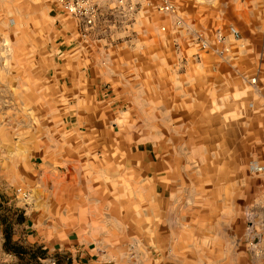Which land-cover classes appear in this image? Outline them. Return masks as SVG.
Returning <instances> with one entry per match:
<instances>
[{
	"label": "rangeland",
	"instance_id": "374dc122",
	"mask_svg": "<svg viewBox=\"0 0 264 264\" xmlns=\"http://www.w3.org/2000/svg\"><path fill=\"white\" fill-rule=\"evenodd\" d=\"M176 4L175 14L180 17L177 23L176 16L160 13L142 2L131 20H125L115 12L106 14L88 35L82 37L76 20L55 0H0V264H50L52 260L54 264H72L69 253L56 251L53 249L55 245L33 241L36 231L27 227L29 223L25 222L30 213L23 214L24 207L32 205L33 194L40 189L35 173L41 166L36 163L45 154L55 151V145L62 140L60 130L66 127L64 118L52 110L53 91L42 80L57 78L62 72V76L83 74L102 83L109 69L108 58L129 64L139 60L136 69H130V72H136L139 80L146 74V67L153 65L151 56L156 48L159 59L173 63L177 72L186 61L191 67L193 62L202 63L201 70L196 71L202 79L201 102L191 100L187 107H190L191 114L203 109L204 116L200 118V127L196 124L200 123L199 120L191 124L189 152L192 157L202 156L203 151L208 156L212 149L210 155L221 153L223 156V150L213 148L214 142L218 144L220 139L235 138L233 141L238 147L234 152L238 159L244 160V164H238V179L232 183L223 175L222 179L214 181L217 186L238 189L231 197L209 195L212 179L207 177L212 175H205L203 166L202 173L195 172L192 176L197 175V184L202 185L200 189H207L206 194L191 196L189 202L180 195L177 198L181 207L195 209L190 212L189 232L182 231L187 225L178 217L169 231L174 232L171 244L137 246L134 242L118 244L112 239L98 246L113 256L110 264H253L246 245L247 238L253 234L249 231L264 236V0H179ZM227 24L235 26L240 36L236 41L226 36L232 54L230 59L223 60L212 51L193 54L195 47L189 43L188 28L211 40L214 28ZM56 62H62L63 69H55ZM49 66L53 67L48 69ZM252 77L254 83H250ZM84 87L81 95L87 93ZM99 88L94 91L95 95L89 93L91 96L79 97L82 107L77 118H73L81 125L77 124L78 130L86 125L80 123L86 105L96 109L105 105L109 91H105L107 84H101ZM90 98L92 102H88ZM217 110L223 114L221 118L216 117ZM145 111L139 112L146 119L148 113ZM128 115L126 112L125 116ZM191 119L195 120L194 117ZM219 119L223 126L220 132L208 127ZM146 120L148 124L149 119ZM107 124L114 126L111 120ZM229 124L233 126L230 129ZM148 133L149 130L141 127L135 133L125 132L123 136L126 140L148 145L152 140ZM192 134L195 143L201 141L206 149L199 150L191 145ZM46 144L52 149L47 150ZM142 152L143 156H154L150 147L143 148ZM251 154L257 159L255 164H248L252 161ZM203 178L205 182H201ZM150 179V175L144 174L141 178L142 188L148 192L141 201L148 206L152 201ZM189 180L191 185L196 184L195 178ZM18 187L27 192L25 200L17 194ZM48 188L52 189L51 186ZM213 206L218 210L217 216L221 212L225 217V209L230 214L232 210L229 215L230 236L225 242L222 239L216 244H200L197 241L203 235L202 227L207 219L203 220L197 208ZM72 208L69 211L75 212ZM80 214V222L84 223L86 213ZM143 214L146 217L144 223L150 224L152 214ZM70 215L59 225L64 228L74 224L76 214ZM5 232L9 235V242L4 245ZM179 237L190 243L177 245ZM117 256L121 258L115 259Z\"/></svg>",
	"mask_w": 264,
	"mask_h": 264
},
{
	"label": "crops",
	"instance_id": "0c3cea01",
	"mask_svg": "<svg viewBox=\"0 0 264 264\" xmlns=\"http://www.w3.org/2000/svg\"><path fill=\"white\" fill-rule=\"evenodd\" d=\"M152 52L154 55L151 56L150 63L153 65L146 67V74L139 80L135 71L130 72V69H136L135 64L139 60H133L129 64L112 61V58H108L109 69L106 70L102 83L83 74L62 76V72L57 78L42 80L53 91L52 110L55 115L64 118L66 127L60 130L62 140L55 145V151L45 154L36 163L41 166L35 173L40 189L33 194L32 205L24 207L26 209L23 214L30 213L25 222L29 223L27 227L36 231L33 241L52 244L56 251L69 253L72 264H110L113 256L101 251L98 245L109 243L112 239L118 244L134 242L137 246L171 244L174 232L169 231L178 217L187 225V228L182 227V231L189 232L190 212L195 209L181 207L177 198L180 195L189 202L191 196L206 194L207 189L204 191L200 189L202 185L197 184V175L192 176L195 172L202 173L203 166V173L212 175L207 177L212 179L209 195H214L215 198L223 194L231 197L233 192L236 195L238 188L221 187L215 183L223 175L228 180L231 179L232 183L238 179V164H244V160L238 159L234 152L238 147L233 141L235 138L229 137L224 141L220 139L218 144L214 142L213 148L223 150V156L221 153L218 156L210 155L212 149L208 151V156L203 151L202 156L192 157L189 152L191 124L194 125L199 120L200 123L196 124L200 127V118L204 116L203 109L197 108L199 111L191 114L190 107H187L191 100L193 103L201 102L202 79L196 71L201 70L202 63L193 62L191 67V63L186 61L180 65L181 71L177 72L173 63L159 59L157 48ZM61 64L62 62H56L54 68L63 69ZM50 67L53 66L48 69ZM101 84H107L105 91L109 90L105 105L101 109L86 105L80 119V123L86 125L78 130V121L73 118H77L78 110L82 107L83 102L79 101V97L91 96L95 90H100ZM83 86L86 95L80 93ZM88 102H92L91 98ZM140 110L148 113V124ZM126 112L128 116H125ZM216 113V117L223 116L218 110ZM110 120L114 126L107 124ZM220 123L221 119L208 124V127L220 132L223 129ZM141 127L149 130L148 134L152 139L150 144L124 139L125 132L135 133ZM232 127L229 124V129ZM193 137L194 134L190 139L193 147L206 149L204 143L199 140L195 143ZM246 145L250 147V144ZM51 147L45 145L47 150L52 149ZM148 147L153 150L151 153L154 156H143V148ZM251 155L252 161H248V164H255L254 160L257 159ZM143 174L152 178L149 184L152 201L149 206L143 205L141 201L145 193L148 195L147 189L142 188ZM190 178H195L197 188L195 183L191 185ZM201 182H205L204 178ZM172 196L176 198L173 199ZM70 204L75 212L69 211ZM197 211L202 214L203 220L207 219L203 223V235L197 242L209 245L220 243L222 239L225 242L230 236L229 215L232 210L230 214L225 209V217L220 211L217 216L218 210L214 206L197 208ZM80 213H86L84 223L80 222ZM143 213L152 214L150 224L144 223L146 217ZM70 214H76V222L63 228L59 224L61 220L70 218ZM183 239L177 238L176 244L190 243ZM191 242L196 244V241ZM114 258L119 259L121 256Z\"/></svg>",
	"mask_w": 264,
	"mask_h": 264
},
{
	"label": "built area",
	"instance_id": "2783aa9c",
	"mask_svg": "<svg viewBox=\"0 0 264 264\" xmlns=\"http://www.w3.org/2000/svg\"><path fill=\"white\" fill-rule=\"evenodd\" d=\"M60 8L68 15L76 20L79 26L80 35L82 37L88 35L98 22L106 14L113 12L131 20L133 14L142 2H146L160 13L170 14L176 16L175 23L180 20L177 12V2L179 0H55ZM189 34V43L193 44L195 51L193 54L199 52L212 51L216 56L223 60H228L232 56L227 37L232 40H239V32L237 28L231 24L225 27H216L212 31V39L210 40L201 32L187 29ZM227 36V37H226ZM250 83H254V77L250 79ZM17 194L21 199L25 200L28 196L27 192L22 188H16ZM251 224V223H248ZM250 226V225H249ZM251 236L247 238L246 245L253 264H264V236L260 233H255L254 230L249 231ZM248 237V236H247ZM52 260L50 264H54ZM127 264H135L133 262ZM214 264H230V263H214Z\"/></svg>",
	"mask_w": 264,
	"mask_h": 264
},
{
	"label": "trees",
	"instance_id": "16d2710c",
	"mask_svg": "<svg viewBox=\"0 0 264 264\" xmlns=\"http://www.w3.org/2000/svg\"><path fill=\"white\" fill-rule=\"evenodd\" d=\"M4 240H3V244L5 245L6 243H8L9 242V235L8 234H6V232H5V234H4V238H3Z\"/></svg>",
	"mask_w": 264,
	"mask_h": 264
}]
</instances>
